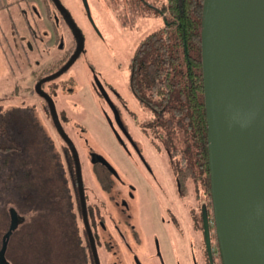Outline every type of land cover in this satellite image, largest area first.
<instances>
[{
	"label": "rangeland",
	"instance_id": "374dc122",
	"mask_svg": "<svg viewBox=\"0 0 264 264\" xmlns=\"http://www.w3.org/2000/svg\"><path fill=\"white\" fill-rule=\"evenodd\" d=\"M88 1L89 16L84 10L82 0H65L69 7L76 10L78 23L85 37V49L71 65L70 71L66 72V74L74 73L77 77L76 103L73 104V98L70 97L72 93H67L66 98L57 96L58 114L63 122L66 124L65 117L67 115L72 117L65 127L78 147L87 198H90L92 193L89 191L91 184L96 186L95 190L98 189L93 176L95 166L99 173H105L102 165L90 157V150H98L116 165L125 179L133 183V186H130L129 181L120 184L123 187V194L130 199L129 190L133 188L135 191L136 199H132L131 202L133 209L140 206V220L142 226L146 225L145 229L148 233L155 230L157 234H160L165 263L205 264L206 254L202 250L205 236L199 213L203 203L209 207L211 222H213V244L218 247L211 190L204 182L207 173L203 171L193 180L192 177H189L188 195L185 198L181 196L176 185L172 162L184 163V154L180 148L177 149L176 154H172L170 148L173 147L172 144L176 143V139L174 143H170L169 138L165 136V128L157 125L153 120L155 112L140 100L131 86L133 58L139 42L142 37L163 22V15L145 5L134 9V0ZM149 1L161 4L164 0ZM2 44L0 40V107L6 108L16 103L34 105L45 130L53 139L54 148L64 158L63 147L67 142L56 128L44 98L39 93L30 96L27 94V98L21 101V96L12 95L14 85L17 82H22V72L19 70L15 74L12 73L13 71L10 72ZM90 62L95 66L94 69ZM98 78L103 82L110 98L117 105L121 119L132 139L118 127L117 121L112 117L107 99L97 88ZM116 125L126 139V144L121 141L119 133L114 129ZM177 141L178 146L183 148L181 136H177ZM166 146L169 147V150ZM192 150L193 156L195 148ZM186 154L187 161L193 159L189 151ZM117 183L119 184V181ZM70 185L72 186L71 181ZM199 189L201 192L197 194ZM104 205L107 210L112 208L113 212L118 209V206L109 198L106 204L105 202L101 203L100 211L103 214L107 213ZM168 207L169 209H167ZM175 213L179 218L178 226L175 224ZM25 215L29 218L30 212ZM163 218L169 219L171 225H167ZM9 220L10 217L6 221L5 228L3 225L0 246L2 235L9 226ZM168 228L172 233L167 232ZM111 229L114 232V228L111 227ZM171 235L174 236V242H171ZM98 243L99 251L102 252V245L100 241ZM152 246L153 242L149 239L145 249ZM138 254L142 263L146 264L145 252L142 250Z\"/></svg>",
	"mask_w": 264,
	"mask_h": 264
},
{
	"label": "trees",
	"instance_id": "16d2710c",
	"mask_svg": "<svg viewBox=\"0 0 264 264\" xmlns=\"http://www.w3.org/2000/svg\"><path fill=\"white\" fill-rule=\"evenodd\" d=\"M134 1V9L145 5L164 19L139 42L131 86L155 112L153 120L165 128L170 143L176 139L172 154L178 148L184 154V163L176 161L184 188H189V177L196 179L206 171L204 182L211 190L201 43L203 0ZM59 118L66 129L72 117H65L66 124ZM177 136H181L183 148L178 146ZM63 148L64 158L54 148L34 105L0 107V236L11 207L20 213L6 251L13 264L80 262V235L73 219L76 167L68 142ZM186 150L193 159L186 160ZM76 190L78 198L77 184ZM217 244L214 260L223 261Z\"/></svg>",
	"mask_w": 264,
	"mask_h": 264
},
{
	"label": "water",
	"instance_id": "95a60500",
	"mask_svg": "<svg viewBox=\"0 0 264 264\" xmlns=\"http://www.w3.org/2000/svg\"><path fill=\"white\" fill-rule=\"evenodd\" d=\"M88 5V0H84ZM78 38L66 67L84 45V37L67 7L57 0ZM203 86L213 218L224 264H264V0H203L201 19ZM98 85L124 127L103 82ZM48 97L53 120L74 155L81 199L85 194L81 160L64 128L56 104ZM98 157L117 171L101 152ZM2 235L0 264H13L6 251L20 221L15 207ZM205 244L214 264L211 221L203 205Z\"/></svg>",
	"mask_w": 264,
	"mask_h": 264
},
{
	"label": "flooded vegetation",
	"instance_id": "af4514ba",
	"mask_svg": "<svg viewBox=\"0 0 264 264\" xmlns=\"http://www.w3.org/2000/svg\"><path fill=\"white\" fill-rule=\"evenodd\" d=\"M61 1L67 7L73 20L78 24L84 37V33L76 17V10L69 7L65 0ZM82 1L84 10L89 16V1L88 5L84 0ZM0 40L3 43L2 49L8 60L10 72L13 71V74L18 72V70L22 72V82H17L14 85L12 89L13 96H21L20 100L23 101L27 98V94L30 96L39 93L44 98L45 102H48L47 95L37 87V83L40 81L41 87L52 96L55 104H57V96L65 97L67 93H72L70 97L73 98V104L76 103L77 77L74 73L70 74L69 72L66 74V72L70 71L71 65L85 49V37L84 45L79 53L66 67H64V64L73 55L77 47L78 38L57 0H0ZM90 64L94 69L95 66L93 63L90 62ZM30 80L32 81L30 82ZM98 86V90L104 95ZM105 98L107 99L106 96ZM108 104L111 107L112 117L117 121L115 111L109 101ZM48 109L50 110V107ZM71 114L73 115V113ZM111 121L113 120L111 119ZM117 124L118 127L123 129L129 138L132 139L127 131L126 125L124 124L123 127L118 121ZM114 129L119 133L121 141L126 144V139L119 132L117 125ZM97 152L99 151L90 150V157L93 161L99 162L102 165L105 173H99L98 168L95 166L93 176L95 179L94 183H97L98 189H94L96 187L94 184L90 185L89 191L92 192L90 198H87V191L83 178L87 221L79 189L77 168L76 180L73 177V219L78 227L82 249L79 264H143L138 254L142 250L147 257L146 264H166L160 234L152 230L149 231L150 235H148L149 233L147 229H145L146 225L144 224L142 226L140 220V206L138 208L136 207L135 210L133 209L131 202L132 199H136L135 191L133 188L129 190L130 199L123 194V187L120 184L129 180L125 179V176L113 162L117 171L110 168L98 157ZM144 160L146 161L145 158ZM74 162L76 167L75 158ZM172 167L175 171L178 191L181 196L185 198V196L188 195L189 188H184V184L181 183V180L177 176V163L172 162ZM96 171H98V173H95ZM117 181H119V184ZM76 184L78 187V198ZM130 186H133L132 182H130ZM199 192H201L200 189L197 191V194ZM109 198L118 206V209L116 212H113L112 208L107 210L104 205L107 213L103 214L100 211L101 203L105 202L106 204ZM184 198L182 199L184 200ZM203 205L204 203L199 213L202 218L201 227H203L204 230ZM167 209H169V207ZM172 211L170 212L172 213ZM174 218L176 221L175 224L178 226L179 218L176 213ZM163 220L167 225H171L169 219L166 220V218H163ZM212 225L213 222H211V238L214 253L215 245L213 244L214 237ZM111 227L114 228V232ZM197 227L199 226L197 225ZM167 232L172 233L169 228ZM149 239L152 240L153 246L149 249H145ZM98 241H100L102 245V252L99 251ZM174 241V236L171 235V242ZM202 250L206 254L204 258L206 260L205 264H208L207 256L209 258V255L206 244H204Z\"/></svg>",
	"mask_w": 264,
	"mask_h": 264
},
{
	"label": "built area",
	"instance_id": "2783aa9c",
	"mask_svg": "<svg viewBox=\"0 0 264 264\" xmlns=\"http://www.w3.org/2000/svg\"><path fill=\"white\" fill-rule=\"evenodd\" d=\"M214 254H218V251L216 249H214ZM214 264H224L223 261H221L220 259L214 260Z\"/></svg>",
	"mask_w": 264,
	"mask_h": 264
}]
</instances>
